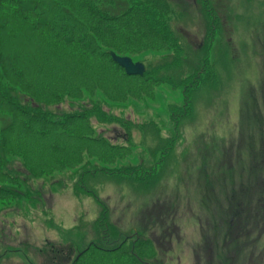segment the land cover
<instances>
[{
	"label": "rangeland",
	"instance_id": "obj_1",
	"mask_svg": "<svg viewBox=\"0 0 264 264\" xmlns=\"http://www.w3.org/2000/svg\"><path fill=\"white\" fill-rule=\"evenodd\" d=\"M168 2L179 59L168 64L171 50L133 59L165 68L153 97L112 102L98 92L49 106L66 114L100 101L131 121L132 136L122 138L124 123L94 118L96 131L131 153L113 165L87 157L44 177L22 174V192L0 207V264H69L101 243L106 224L118 239L152 238L151 264H264V0ZM103 166L134 173L95 172ZM10 168L24 172L18 160Z\"/></svg>",
	"mask_w": 264,
	"mask_h": 264
},
{
	"label": "trees",
	"instance_id": "obj_2",
	"mask_svg": "<svg viewBox=\"0 0 264 264\" xmlns=\"http://www.w3.org/2000/svg\"><path fill=\"white\" fill-rule=\"evenodd\" d=\"M170 13L168 0H0V119H6L0 123V207L22 192V174L44 177L76 168L87 157L113 165L131 153L129 145L96 131L94 118L124 123L122 138L132 136L131 121L106 111L100 101L66 114L49 106L65 96L83 99L98 92L112 102L153 97L163 78L158 70L165 68L129 75L111 53L134 59L143 51L171 50L168 64L174 66L181 47L169 29ZM14 160L23 173H13ZM95 172L123 178L134 168L103 166ZM260 201L264 212V194ZM102 227L101 243H90L69 264H151L158 256L149 236L118 239L119 228Z\"/></svg>",
	"mask_w": 264,
	"mask_h": 264
},
{
	"label": "water",
	"instance_id": "obj_3",
	"mask_svg": "<svg viewBox=\"0 0 264 264\" xmlns=\"http://www.w3.org/2000/svg\"><path fill=\"white\" fill-rule=\"evenodd\" d=\"M113 59L118 63L129 75H143L145 72V65L141 62H134L129 56H119L116 53H111Z\"/></svg>",
	"mask_w": 264,
	"mask_h": 264
}]
</instances>
